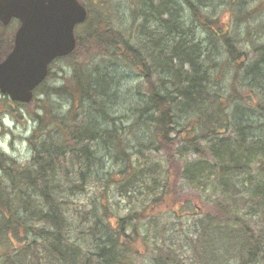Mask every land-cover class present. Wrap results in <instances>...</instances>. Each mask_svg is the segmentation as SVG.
I'll list each match as a JSON object with an SVG mask.
<instances>
[{"label": "trees", "instance_id": "obj_1", "mask_svg": "<svg viewBox=\"0 0 264 264\" xmlns=\"http://www.w3.org/2000/svg\"><path fill=\"white\" fill-rule=\"evenodd\" d=\"M213 1L135 0V19L142 20L138 31L132 26L126 36L124 28L109 24L105 11L92 22L89 11L77 28L76 50L61 60H69L72 68L59 84L46 82L38 88L48 110L35 115L30 161L23 166L0 149V264H137L126 235L127 218L117 227L104 224L105 205L92 201L93 234L99 236H94L95 250L86 254L70 241L74 216L68 207L84 192L87 180H104L108 187L111 171L118 172L119 188L146 183L150 177L144 169H152L153 163L148 152L159 144L172 148L178 132L180 155L189 152L199 158L184 165L183 176L190 183L219 182L225 189L227 176L251 173L255 161H264V44L253 45L259 56L248 60L241 36L224 33L216 25L218 16L204 12L216 6ZM92 57L106 58L107 65H94ZM223 63L243 70L242 77L226 80ZM132 79H140L130 87L133 97L119 104L121 86ZM7 104L13 115L12 106L22 105ZM135 104L138 122L122 136L115 115ZM116 160L119 167L114 169ZM196 161L199 173L189 177ZM263 188L254 186L253 193L264 195ZM214 225L209 235L217 237L207 246L234 238L228 219ZM244 245L242 257L252 259L255 252ZM232 249L234 242L226 252ZM207 262L224 264L216 254ZM155 263L166 264L163 256Z\"/></svg>", "mask_w": 264, "mask_h": 264}, {"label": "rangeland", "instance_id": "obj_2", "mask_svg": "<svg viewBox=\"0 0 264 264\" xmlns=\"http://www.w3.org/2000/svg\"><path fill=\"white\" fill-rule=\"evenodd\" d=\"M80 1L87 5L90 11V22L96 21V18H100L105 11L109 24L116 28H124L125 36L128 32H132V26L135 27L133 31L135 29L138 31V23L142 19H135V0ZM175 1L183 2V0H173ZM213 3L216 6L213 5L214 7L207 8L204 12L218 16L216 25L224 33L233 34L236 31L244 40L242 47L248 55L247 59H256L259 53L253 52L252 46L264 44V0H214ZM187 19L191 24L195 22L191 15ZM189 23L186 25H191ZM248 27L250 34L247 35ZM198 32L200 38L206 37L205 31ZM3 34L8 32L2 31L0 26V59L9 50L7 42L3 40ZM96 58H91L95 59L94 65H107L106 58ZM221 59H225L224 54ZM68 62L69 60L53 64L46 84H59L61 77H65L68 69L72 68ZM87 66L92 67V65ZM223 66L222 76L226 80L235 78L236 74L237 78L242 77L243 70L236 72V68L227 63H223ZM127 82L121 86L119 104L129 102L133 97L130 87L139 83L140 79ZM144 83L142 86L146 88ZM45 98L42 92L40 94L38 92L34 100L26 106L13 105L16 114L10 115L7 113L9 111L7 103L10 100H6L4 95L0 94V124L3 123V127L0 128V149L20 164L28 163L33 155L28 137L35 127L36 112L43 110L44 105L47 106L44 102ZM51 99L55 100L56 97ZM137 106L139 107L138 104L133 108L130 106L125 111L120 109L115 115L118 126L122 124V136L127 132L128 127L133 125V121L138 122L140 114L138 116L135 114ZM176 135L178 138L174 139L172 148L162 147L159 144L156 149L148 152L147 156H151L153 163L152 169H144L149 172L150 177L146 183L140 182L134 189L124 183L119 188L116 183L117 170L109 172L106 188H104V180L100 182L87 180L84 192L75 195L68 207L69 213L74 216L70 241L80 247V252L87 254L95 250L94 236L99 235L93 234L94 230L96 232L94 227L96 219L91 215L93 201L99 206H102L101 203L105 205L101 217L104 224L110 222L113 227H117L120 219L127 218L129 225L125 228L126 235L134 246L133 256L137 258V264H156L155 259H160V256H163L166 264L172 261L178 264H209L207 260L215 254L221 256L224 264H264V195L253 193L254 186H258L257 190L264 186V161H255L251 173L227 176L228 185H225V189L219 182L196 183V180L190 183L183 176L184 165L199 158L189 152L180 155L179 147L182 145L179 144L182 135L179 132ZM171 138H174V134ZM207 161H212L211 156ZM119 162L120 160H116L114 169L119 167ZM198 163L195 162L189 177L199 173ZM219 219L222 221L228 219L234 238L223 237L211 248L210 243L208 246L207 243L213 238L216 239L217 234L209 235V233ZM208 222L212 223L209 228H207ZM91 231L92 233H89ZM231 242H234V249L229 254L226 249ZM246 243L251 245L250 249L255 252L252 259L242 257L245 251L242 252L240 247ZM35 249L40 259V247Z\"/></svg>", "mask_w": 264, "mask_h": 264}, {"label": "water", "instance_id": "obj_3", "mask_svg": "<svg viewBox=\"0 0 264 264\" xmlns=\"http://www.w3.org/2000/svg\"><path fill=\"white\" fill-rule=\"evenodd\" d=\"M20 21L15 46L0 63V92L30 102L49 64L76 46L75 27L87 18L78 0H0V20Z\"/></svg>", "mask_w": 264, "mask_h": 264}, {"label": "bare ground", "instance_id": "obj_4", "mask_svg": "<svg viewBox=\"0 0 264 264\" xmlns=\"http://www.w3.org/2000/svg\"><path fill=\"white\" fill-rule=\"evenodd\" d=\"M98 19H100V18H96V21H98ZM104 19H105V17H104ZM0 26H1V30L2 31H7L8 32V34H3V36H4V39L3 40L7 42L8 49H9L8 52L0 59V63H1V62H3L6 59V57L9 55V53L13 50V48L15 46V41L13 39L12 29L9 26V24H4L0 20ZM11 35H12V39L9 38V36H11ZM76 46H77V43H76ZM76 46H75V48L73 49V51L71 53H74V51L76 50ZM44 83H45V79L42 82H40L37 87H40ZM44 102L47 104V106L44 105L42 107L43 110H41L40 112L39 111L36 112V114H38V115L46 114V111L48 110V108H47L48 107V100L47 99H44ZM10 115H12V114H10ZM34 124H35V127L32 130L31 134L29 135L28 140H29L30 136L32 135L33 131L35 130V128L37 127L36 117L34 119ZM28 144H29V141H28ZM26 164H28V163H26ZM22 165L24 166L25 164H22Z\"/></svg>", "mask_w": 264, "mask_h": 264}, {"label": "flooded vegetation", "instance_id": "obj_5", "mask_svg": "<svg viewBox=\"0 0 264 264\" xmlns=\"http://www.w3.org/2000/svg\"><path fill=\"white\" fill-rule=\"evenodd\" d=\"M19 25H20L19 21H18V20H15V19H13V20L10 22V24H9V26H14L15 31L18 29ZM15 31H14V32H15Z\"/></svg>", "mask_w": 264, "mask_h": 264}]
</instances>
